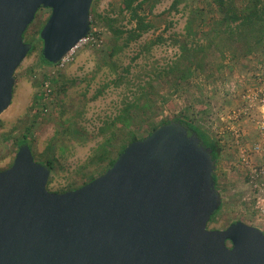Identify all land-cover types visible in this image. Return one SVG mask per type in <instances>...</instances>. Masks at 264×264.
Returning a JSON list of instances; mask_svg holds the SVG:
<instances>
[{
    "label": "water",
    "instance_id": "obj_1",
    "mask_svg": "<svg viewBox=\"0 0 264 264\" xmlns=\"http://www.w3.org/2000/svg\"><path fill=\"white\" fill-rule=\"evenodd\" d=\"M93 1L0 0V116L38 10L51 9L40 38L57 64L91 31ZM216 168L198 133L171 120L130 142L103 174L55 192L51 168L23 143L0 170V264H264L261 228L208 227L222 204Z\"/></svg>",
    "mask_w": 264,
    "mask_h": 264
},
{
    "label": "rangeland",
    "instance_id": "obj_2",
    "mask_svg": "<svg viewBox=\"0 0 264 264\" xmlns=\"http://www.w3.org/2000/svg\"><path fill=\"white\" fill-rule=\"evenodd\" d=\"M122 2L96 1L93 28L100 31V44L79 46L74 60L63 68L46 65L41 59L43 41L39 36L51 9L38 10L24 38L35 43L38 49L28 54L16 69L12 103L0 116V170L11 166L19 140L26 133L33 143L37 161H53L49 190L63 192L84 185L107 170V161L99 164L95 161L96 148L111 135L106 122L120 111L125 101L141 94L149 97L144 101L151 105V109L132 128L138 137H146L165 119L184 118L201 126L221 145L218 121L224 114L221 111L224 96H231L232 101L242 96L245 105L239 110L235 108V113L230 115L235 117L242 113L249 117L251 123L247 129H252L249 133L254 134L256 127L259 149L255 150V141L249 135L241 141L242 146L233 148L232 157L222 156L224 148L220 152L216 186L222 195V208L208 227L224 229L233 221L243 220L260 228L253 200L250 205L243 197H253L254 183L264 180V176H258L251 183L252 170L264 165V116H261L264 110H246L248 101L245 95L259 91L263 83L251 85L253 87L247 92L239 94L235 80L236 75L245 73L249 67L250 76H254L251 71L258 67L257 62L264 60V47L247 53L245 45H213L206 51L203 69L192 63L191 75L182 79L181 84L176 83V75L171 72L163 74V68L180 59L184 67L186 62L191 64L192 60H184L181 56L185 44L193 43L192 38L185 37L187 19L193 16L196 37L205 39V32L213 20L222 17L216 0H185L179 10L171 8L173 0H150L142 13L154 27L112 58L113 32L103 16L116 18V24L123 29L133 27L129 13H122ZM159 36L162 41L150 49L141 50L146 41L156 40ZM119 75L126 76L123 82H118ZM48 77L54 88V103L44 110L41 92L43 81ZM226 84L230 85L227 93ZM261 108L264 109V105ZM130 129L122 127L117 130V137L109 146L113 156ZM253 154L261 158L257 160Z\"/></svg>",
    "mask_w": 264,
    "mask_h": 264
},
{
    "label": "trees",
    "instance_id": "obj_3",
    "mask_svg": "<svg viewBox=\"0 0 264 264\" xmlns=\"http://www.w3.org/2000/svg\"><path fill=\"white\" fill-rule=\"evenodd\" d=\"M96 1L97 0L93 1L91 7L92 27L95 20L93 14H96V9L94 8ZM149 1L150 0H123L122 13H129L130 20L134 23L133 27H131L130 29H123L122 27L117 25V19L114 17H111L109 15L103 16V18L109 24L111 31L113 32V41L111 43L110 51V56L112 58H115L132 42L140 39L146 32L154 27L153 23L147 20V17L142 13L145 4ZM184 1L185 0H173L171 8L179 10L180 4ZM216 2L218 4L219 10L221 11L222 17L213 20V24L211 25L209 30L205 32V35H207L205 39L201 40V38L196 37L193 16L187 19L185 26V37L188 39L192 38L193 43H190V45L189 43L185 44L186 47L182 51L181 56L184 60H192L191 64L186 62V66L184 67L182 66L184 63L180 59L179 62L174 61L172 63H169L163 68L162 71L163 74H168L169 72L175 74L176 83L181 84L182 79H185L188 75H191L193 65L192 63L196 64L198 68L203 69L202 61L205 58L206 51H208V49H210L213 45H245L247 47V53H254L255 51H258L260 50V48L264 47V0H216ZM28 28L24 32V38ZM39 39L41 40L40 36ZM162 40L163 38L159 36L156 40L146 41L142 45L141 50L144 51L146 49H150L154 44H156V42ZM37 49L38 48L36 44L33 43V47L28 54H32ZM41 59L46 65H55L54 63L47 61L44 58L42 51ZM129 69L130 68H127V71H129ZM124 78H126L125 75H119L118 82H123ZM145 98L149 97H147L146 94H141V96L136 95L128 101H125L124 106L120 109V111L111 120L106 122L107 128L111 130V135L106 136L105 139L96 148L95 161L98 164L107 161L108 165L106 169L110 168L119 154L130 142L140 139V137L137 136L136 132L132 128L135 123L139 122V120L143 118L147 111L151 109V105L145 103ZM171 120L180 121L181 123H184L194 131H196L202 142L207 147H210L212 149L213 157L216 159V163H218L220 152L222 150L221 146L216 140L212 138V136L209 135V133L205 129H202L201 126L194 124L193 121L184 118L165 119L160 124L154 126L153 130ZM122 127L131 129L129 130L128 135L123 139L125 141L118 149L117 154L113 156L109 149V146L117 137V130ZM102 130L104 131V128ZM23 143H28L30 145L35 157L33 143L29 140V137L26 133L23 135V138L19 140V147ZM43 163L48 165L51 170L54 169L52 160H47V162ZM94 178H92L91 180H93ZM214 178L217 185L218 180L216 172ZM221 208L222 205L213 214L210 222L214 220L216 214L220 211Z\"/></svg>",
    "mask_w": 264,
    "mask_h": 264
},
{
    "label": "crops",
    "instance_id": "obj_4",
    "mask_svg": "<svg viewBox=\"0 0 264 264\" xmlns=\"http://www.w3.org/2000/svg\"><path fill=\"white\" fill-rule=\"evenodd\" d=\"M262 62H257L259 64L258 67L256 66L255 70L253 68V70L251 71V73L253 72L255 78L253 75L250 76V71H249L250 67L247 68L248 70L245 71V73L236 75L237 77L235 81L236 83H238L236 87V91L238 92V90H240L239 94H241L242 92H247L248 89L253 87V86L250 87L251 85L258 86L264 82V60H262ZM226 82L231 83L230 80H227ZM228 85L229 84H226V86L224 87L226 93L228 92L227 91ZM232 100L233 98H231V96L229 95L224 96V99L222 101L223 102L222 105L224 106V109H221L222 114L223 112L224 114L223 115L221 114L222 117L218 121V125L220 127L219 137H220V141L222 142L220 146H222L221 147L222 149L224 148L223 151L221 150L222 156L227 159L229 156L232 157V155L234 154L233 148L242 146L243 144L241 143V141L244 140V138H247L249 135L252 137L251 139L255 141L254 144L259 145L258 143H256V140L257 141L259 140V135H258V131L256 130V127L253 130L254 134L249 133V130L252 131V129H247L251 123L248 119L249 117L245 116L242 113L237 114L235 117L230 115L231 113H235L234 110L235 108H238L239 110V108L245 105L244 99L241 96L239 100L238 99L234 101ZM258 110L260 111L264 109L259 108ZM261 116L264 115L262 114ZM253 156H255L257 160L261 158V156L258 154H253ZM216 175L218 180V174Z\"/></svg>",
    "mask_w": 264,
    "mask_h": 264
},
{
    "label": "built area",
    "instance_id": "obj_5",
    "mask_svg": "<svg viewBox=\"0 0 264 264\" xmlns=\"http://www.w3.org/2000/svg\"><path fill=\"white\" fill-rule=\"evenodd\" d=\"M94 30L92 27L91 31L89 34L82 38L80 42L73 48L71 49L67 54L63 56V58L55 64L58 68H63L66 65H68L70 62L74 60V56L76 53L77 48L79 46L86 44V43H96L100 44L101 41V35L100 31ZM263 88L260 89L259 91H254L251 93H246L245 97L247 98L248 101V107L245 109L250 110V109H256V108H261V106L264 105V82H263ZM54 103V88L53 84L51 81V78L48 77L43 81L42 84V92H41V105L44 107V110H48V108H51V105ZM259 145H256V149L258 151ZM258 176H264V165L260 166L259 168H254L251 172V183H254V178ZM253 185V184H252ZM255 188V193L253 197L249 195H246L243 197L245 201L249 200V204H252L251 199L253 200L254 203V208L256 209L258 216H259V221L261 223V229L264 231V180L256 181L253 185Z\"/></svg>",
    "mask_w": 264,
    "mask_h": 264
}]
</instances>
